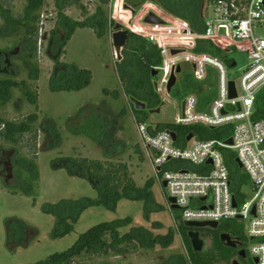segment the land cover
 Here are the masks:
<instances>
[{"label": "rangeland", "instance_id": "1", "mask_svg": "<svg viewBox=\"0 0 264 264\" xmlns=\"http://www.w3.org/2000/svg\"><path fill=\"white\" fill-rule=\"evenodd\" d=\"M26 3V0H0V4L9 10V16L14 19H19L24 15ZM204 4L203 16L207 20V17L213 16V12L207 0ZM130 6L125 0H111V4L108 6L101 5L99 0H80L79 5L67 8L65 14L72 20L84 21L94 16L98 9H102L110 22L120 24L132 33L142 37L151 36L160 44L171 47L173 51L174 49L180 51L178 54L181 53V56L193 53L185 47L189 46L188 43L194 40V37L189 35L187 37L183 33L186 24L181 19L170 15L152 0H147L136 14L131 13ZM174 7L176 8L175 5ZM150 13L166 21V24H147L144 19ZM187 25L189 26V24ZM36 26L39 32H41V28L43 29L44 39L41 49L38 40V52L34 58V64L39 69V80L31 79L30 72L23 63H20L16 58L13 59L17 66L14 71L17 74L13 76L0 73V79H12L18 86L12 89V100L5 107L0 108V116L9 122L26 121L30 115L36 112L26 97V93L31 91L39 96V109L37 111L39 120L36 126L39 127L42 121L50 119L56 125L62 140L61 145L55 149L43 151L46 135L42 131L38 133L37 166L39 180L36 181L37 183H33L35 176L30 171H22L18 177V169L14 164L17 154L31 157L29 152L34 145L32 135H25L16 148L12 144L0 140V146L4 148L0 151V264H36L45 261L52 255L70 249L81 235L93 227L127 217L133 219V224L129 228L121 230L122 234L135 229L140 234L143 231H148L154 236H164L173 231L172 245L167 249L160 245L154 248L142 247L138 248L136 252L130 247L124 246L123 251L109 250L101 256L97 254L83 255L69 264H163L173 255L188 257L187 245L177 228V226L185 228L184 222L180 219L178 210L172 214L169 209L166 198L167 190L157 180L151 153L142 145L136 115L129 98L125 97L124 89L119 80L118 62L112 43V32L115 27H109V33L102 39H99L92 29H79L67 46L63 50L61 49V53L57 55L55 49H49L52 33L56 30L59 36L64 37L65 29L58 26V15L53 0L44 1L40 20ZM261 38H264V33ZM24 39H26L24 32L13 33L6 21L0 16V50H11L19 47ZM229 57L236 62L234 67L236 73H240L239 71L244 70L249 64L246 50L237 49L231 52ZM57 58L61 62L76 64L82 69L89 70L93 76L91 85L84 91L52 92L49 85ZM179 80L180 75H178ZM209 80L214 81L215 79L209 76ZM155 83L158 84L164 107L160 114H150L148 123L176 122L181 116L180 101L166 93L161 76L156 79ZM236 85L239 88L238 80ZM263 91L264 88L259 94ZM214 93L216 94L215 90L213 95ZM90 105L100 108L101 105H105L120 114L119 119H109L111 124L109 123L108 126L111 131L113 124L117 123L116 128L111 132L118 141L123 142L118 147L122 146L124 150L119 153L118 147L109 149V155L120 159L129 166L139 188H144L151 180L154 181L153 196L156 203L163 207L164 211L147 214L142 201L131 202L127 200L120 201L115 211L103 207H92L86 210L76 223H72V232L63 238L54 239L55 218L44 212L46 205L57 204L69 199L98 198L97 192L88 179L73 177L65 168H62V158L105 159L104 151L100 149L96 141L87 135L74 136L69 131L71 120H73L71 124L77 125L79 116L89 109L88 106ZM91 114L96 115L98 113L91 111ZM84 123L76 127L81 129L86 125ZM194 143L195 141L190 146ZM33 184L38 186L36 195L27 196L24 194L25 191H34ZM15 191L16 193H14ZM240 192L242 196L240 201H250L254 196L250 185L243 186ZM9 219L22 220L32 227V233L35 236L29 240L27 247L18 246L15 251H11L7 247L6 221ZM221 227L229 229L230 233L243 235L245 233V225L242 222L236 220L222 221L218 229H200L202 237L207 239L206 247L212 246L211 242L215 236L221 237ZM250 246L251 241L247 239V247ZM214 256L219 257V253H215ZM234 261L241 263L238 257H235L222 264H232ZM214 264L219 263L215 261ZM241 264L248 263L243 262Z\"/></svg>", "mask_w": 264, "mask_h": 264}, {"label": "trees", "instance_id": "2", "mask_svg": "<svg viewBox=\"0 0 264 264\" xmlns=\"http://www.w3.org/2000/svg\"><path fill=\"white\" fill-rule=\"evenodd\" d=\"M45 0H26L24 15L19 19L9 16V10H6L3 4H0V16L6 21L13 33L22 31L26 35L29 53L35 55L38 52L37 45L39 40V29L36 26L40 20L42 8ZM57 15L58 26L65 29V36H59L57 31L52 33V48L55 49L57 55L61 53L67 44L72 40L76 31L79 29H92L95 35L102 39L109 33V27H116V23L109 21L102 9H98L97 13L84 20L75 21L66 16L67 8L79 5L80 0H53ZM130 6V10L136 14L137 11L147 0H125ZM160 5L170 15L181 19L189 24L191 30L203 35L206 31L203 9L205 0H153ZM212 7L219 0H207ZM101 5L108 6L111 0H99ZM172 4L173 6H171ZM176 6V8L174 7ZM209 6V7H210ZM129 32L126 48L123 50V59L117 63V73L119 80L124 89L126 96L143 102L147 106L145 111H137L133 107L138 123H146L149 120L150 112L157 111L164 105L161 97L155 89V81L158 77H153V70L159 69L163 65V57L157 45L153 44L149 39ZM44 42V39L42 40ZM42 42V44H43ZM198 55H209L220 58L223 61L229 60V54L215 47L210 41L199 39L196 42L194 50ZM31 63L29 70L31 79L39 80V69ZM93 80L92 73L89 70L82 69L76 64H68L61 62L59 58L55 60L54 73L50 82V90L55 93L59 92H78L88 88ZM216 80L200 82L196 79L191 65L182 67L180 80L173 89L171 95L182 102L187 96L195 95L200 99L202 105L208 104L213 98ZM18 86L12 79H0V108L5 107L12 100V89ZM27 101L32 105L36 112L30 115L26 121L9 122L0 116V140L7 144L17 147L21 143L23 137L27 134L32 135L34 145L32 146L31 157H25L17 154L14 164L17 167V175H21L22 171L33 172L35 178L33 183L39 180L37 159L39 154L38 133L42 131L46 135L43 151H51L61 145V135L56 125L50 119H45L38 124L39 96L36 93L28 91L26 93ZM79 116L77 125H69V131L74 136L87 135L98 143L100 149L104 151L105 159L90 158H62V168H65L73 177L88 179L93 189L97 192L98 198H82L78 200H63L57 204H48L44 208V212L55 218V227L53 238L59 239L68 235L73 230L72 223H76L81 215L92 207H103L110 211H115L117 205L122 200L131 202L142 201L147 214L163 212V207L159 206L153 196L152 189L154 181L151 180L144 188H139L129 166L109 155V149L117 148L120 142L112 134L109 128V117L105 105L100 107L88 106ZM91 111L98 114L93 115ZM87 116H84L86 114ZM117 117L114 115V118ZM264 118V91L257 98L256 115L254 119ZM116 119V118H115ZM85 122V126L81 129L77 127ZM77 126V127H76ZM113 126H115L113 124ZM233 126L211 130L201 126L181 127L170 123L159 124L158 131L171 130L181 140L182 144H186L187 138L194 134L201 142L219 139L228 140L231 138ZM119 153L123 152V147H118ZM4 150L0 146V151ZM7 150V149H6ZM30 156V155H29ZM226 163L230 169L232 187L236 193V199L240 200L241 188L248 184L247 177L238 165L237 157L231 151L224 152ZM60 168V167H59ZM37 183V182H36ZM33 184L34 191H25L27 196L36 195L38 186ZM13 193V192H12ZM16 193V191L14 192ZM174 216V215H173ZM175 218V217H174ZM178 219V218H177ZM133 224V219L127 217L125 219H116L111 222L99 224L81 235L79 240L67 251L52 255L45 261L36 264H69L74 259L83 255L97 254L104 255L109 250L123 251L124 246L130 247L134 252L138 248H154L157 245L167 249L173 243L174 232L170 231L164 236H154L148 231L138 233L135 229L128 233L122 234L120 231L129 228ZM182 235L187 248L188 257L184 255H173L163 264H219L227 263L237 256V250L224 245L219 235L214 237L213 247L207 253H196L187 235V228L177 226ZM32 227L28 226L22 220L9 219L6 221V238L7 247L11 251H15L18 246L27 247L29 240L35 235L32 233ZM222 232H229V229L221 227ZM220 233V232H219ZM242 236L241 233H236ZM219 253V257L214 254Z\"/></svg>", "mask_w": 264, "mask_h": 264}, {"label": "built area", "instance_id": "3", "mask_svg": "<svg viewBox=\"0 0 264 264\" xmlns=\"http://www.w3.org/2000/svg\"><path fill=\"white\" fill-rule=\"evenodd\" d=\"M211 9L213 16L205 20L203 35L194 33L183 21L186 24L183 33L194 37L185 47L192 54L174 56L171 47L160 44L151 36L145 38L161 51L163 65L158 70L167 94L172 73L186 64L191 65L198 81L205 82L209 76L216 80V96L208 104L202 106L197 96H187L182 102L181 116L170 124L211 130L233 126L231 138L201 142L194 134L193 139L188 141L187 138L184 145L181 140L178 142L177 135L174 140L173 131H158L157 126L163 124L160 122L138 123V133L142 145L151 153L157 180L161 184L167 183V200L175 199L182 222H242L244 236L251 241L250 256L258 259V264H264V118L254 119L257 98L264 88V38H261L264 33V0H219ZM42 30L39 32L40 49ZM199 39L210 41L227 54L237 49L246 50L249 64L236 73L235 68H229L220 58L195 54ZM231 82L236 89L234 99L230 98ZM229 140L233 145L228 144ZM225 151L233 152L242 165L247 185L254 192L250 201H240L242 196L240 200L236 199ZM168 206L172 212L171 205Z\"/></svg>", "mask_w": 264, "mask_h": 264}, {"label": "water", "instance_id": "4", "mask_svg": "<svg viewBox=\"0 0 264 264\" xmlns=\"http://www.w3.org/2000/svg\"><path fill=\"white\" fill-rule=\"evenodd\" d=\"M153 1V0H152ZM144 21L147 24L150 25H163L165 24V22L160 19L158 16H156L153 13H150L146 16V18L144 19ZM128 37H129V32L127 30L123 29V26L120 24H117L116 27L114 28V31L112 32V43H113V47L115 50V56L117 58L118 62H121L123 59V50L126 48L127 46V42H128ZM180 51H172L173 55L178 54ZM226 64L229 68H234L236 66V62L233 59H229L226 61ZM181 67H178L176 70V73L173 72L167 87V91L168 94H171L173 89L175 88V86L177 85L178 82V75L181 74ZM159 76V70L155 69L153 70V77H158ZM155 88L156 90L158 89V84L155 83ZM236 89H235V84L234 82L230 83V98L234 99L236 98ZM130 103L135 107V109L137 111H145L147 110V106L145 103L140 102L134 98H130L129 99ZM182 107L184 108V103H182ZM160 110L157 111H151V114H159ZM173 138L174 140H176V134L173 133ZM193 139V135H190L188 137V141H191ZM229 145H233L232 140H229L228 142ZM238 165L240 168H242V165L240 164L239 161ZM162 186L164 189H166L167 187V183L166 181H164L162 183ZM168 204L171 205V209L172 210H178V206L175 205V199L169 198L167 200ZM234 207H236V201L234 200ZM253 213H255V210H253ZM186 228H190V229H203V228H211V229H218L219 228V224L217 222H185L184 223ZM188 238L191 242L192 248L196 253H203L206 249V243L204 241V239L201 237V233L199 231H195V230H191L188 232ZM221 242L230 247V248H237L240 243H238L237 241H235L232 236L230 234L224 233L221 235L220 237ZM241 257H246L245 255V251H242L240 253ZM232 264H240L238 261H234ZM254 264H258V259H254Z\"/></svg>", "mask_w": 264, "mask_h": 264}, {"label": "flooded vegetation", "instance_id": "5", "mask_svg": "<svg viewBox=\"0 0 264 264\" xmlns=\"http://www.w3.org/2000/svg\"><path fill=\"white\" fill-rule=\"evenodd\" d=\"M53 41H51L50 45H49V49H53L51 44ZM18 59L20 61V63H23L24 67L29 71L31 68V63L34 60V54L33 53H29L28 51V42L26 39L23 40V43L20 44L19 47H16L14 49L11 50H0V73H3L4 75H16L17 73H15V69H16V65L13 62V59ZM191 230H195V231H199L200 229H190L187 228V235L188 232ZM224 233H228V232H222V234ZM202 237V235H201ZM206 243L207 246V239H205L204 237H202ZM232 238L237 241L238 243H240V245L237 248H233L237 250V256L238 259L241 261V263L246 262L248 264H254V259L250 256L249 254V248L247 247V239L244 235L240 236L237 235L236 233H232ZM214 238L213 241L211 242V247H213L214 244ZM191 243V242H190ZM210 247V248H211ZM210 248L206 247L205 251L203 253H207ZM242 251H245V255L246 257H241L240 253ZM240 263V262H239ZM240 263V264H241Z\"/></svg>", "mask_w": 264, "mask_h": 264}, {"label": "crops", "instance_id": "6", "mask_svg": "<svg viewBox=\"0 0 264 264\" xmlns=\"http://www.w3.org/2000/svg\"><path fill=\"white\" fill-rule=\"evenodd\" d=\"M127 11H129L130 12V10H127ZM132 14H134L133 12H131ZM164 22H166V21H164ZM129 28V27H128ZM118 62V61H117ZM213 79H215V78H213ZM214 90H215V87H214ZM84 91V90H83ZM159 94V93H158ZM169 95H171V94H169ZM159 96H160V94H159ZM125 97L127 98V96H126V94H125ZM199 101H200V99H199ZM163 102V101H162ZM183 102V101H182ZM182 102H180L181 103V106H182ZM200 104H201V102H200ZM202 105V104H201ZM91 106V105H90ZM203 106V105H202ZM94 107H96V106H94ZM164 107V105L162 106V108ZM162 108L160 109V113H161V110H162ZM107 110H108V112H106V116L107 117H109L108 119H111V118H114V115H116L117 117H115L116 119H119V117H121L120 116V114H118L117 112H115L114 110H112L111 108H107ZM159 113V114H160ZM86 114V113H85ZM150 114H151V112H150ZM88 114H86V115H84V116H87ZM154 115H158V114H154ZM136 120H137V118H136ZM110 122V121H109ZM137 126H138V120H137ZM111 124V123H110ZM164 124V123H163ZM168 124V123H167ZM114 125L115 126H112V129H111V131L112 130H114L115 128H116V126H117V123L115 122L114 123ZM119 142H120V140H119ZM120 143H123V142H120ZM169 205V204H168ZM175 210H172V214H173V212H174Z\"/></svg>", "mask_w": 264, "mask_h": 264}]
</instances>
